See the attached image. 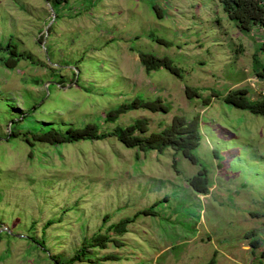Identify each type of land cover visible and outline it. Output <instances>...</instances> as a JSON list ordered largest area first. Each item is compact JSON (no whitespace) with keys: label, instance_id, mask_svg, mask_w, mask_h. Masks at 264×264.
<instances>
[{"label":"rangeland","instance_id":"374dc122","mask_svg":"<svg viewBox=\"0 0 264 264\" xmlns=\"http://www.w3.org/2000/svg\"><path fill=\"white\" fill-rule=\"evenodd\" d=\"M10 38L37 65L0 63V264H52L123 219L131 220L116 236L123 245L95 250L97 258L119 259L99 264L260 263L264 118L218 97L248 89L257 98L251 83L264 60L258 26L242 32L218 0H70L55 10L48 0H0V48ZM140 52L167 57L180 78L163 68L146 73ZM186 86L198 97L188 98ZM135 97H160L169 112L131 110L103 122ZM195 114L197 164L170 148H126L113 136L55 145L30 139L31 146L9 138L86 123L108 133L139 118L159 131L174 115ZM200 170L207 195L188 183Z\"/></svg>","mask_w":264,"mask_h":264},{"label":"trees","instance_id":"16d2710c","mask_svg":"<svg viewBox=\"0 0 264 264\" xmlns=\"http://www.w3.org/2000/svg\"><path fill=\"white\" fill-rule=\"evenodd\" d=\"M222 6L223 12L227 17L236 23L239 30L244 33L250 32L253 26L264 25V9L261 5L262 0H218ZM52 9L65 8L70 0H48ZM58 16V15H57ZM50 29V27H48ZM44 35L39 37V41L43 40ZM162 41V40H158ZM166 43V42H165ZM264 48V44L262 46ZM0 52H4L0 57V63L8 69L16 67L19 61L24 60L30 64L37 65L32 55L19 50V45L16 41L10 38L4 48H0ZM139 62L143 66L146 73L156 71L160 68L166 69L174 76L180 78V71L174 66L167 57H158L151 53H138ZM43 65V64H42ZM46 65V64H45ZM49 67V66H48ZM255 73L259 74V66L254 69ZM185 95L188 98L198 97V92L195 88L185 87ZM248 89H233L226 92L224 95H218L220 99L237 109L247 110L251 114L258 115L264 118V100H251L248 97ZM206 106L209 104L207 99L203 100ZM147 110L152 113H168L169 107L160 97L152 99H144L135 97L129 101L122 102L117 107L108 110L103 118L104 123L115 122L120 115L131 110ZM9 136L13 138L20 137L28 145H33V142L38 141L50 145L78 142L81 140H100L106 136H113L116 140L126 148H136L140 152L155 151L163 152L170 148L175 153H180L184 158L191 163L197 164L198 160L193 154V151L199 146L202 138L200 131V119L197 114L190 119L183 115H174L170 123L159 131H149L148 122L139 118L134 122L125 126H116L111 132L100 133L99 126L96 123H86L82 127L68 126L64 132H59L54 129H49L39 134L30 132L17 133L11 132ZM33 142H31V140ZM175 168V161L173 162ZM190 188L200 194L207 195L210 187L206 173L200 170L197 175L191 177L188 181ZM151 209L143 210L141 213L149 215ZM138 215V213L136 214ZM130 219L119 220L116 223L110 224L106 230L101 233L97 232L91 237H84L81 246L72 256L64 258L63 255H58L56 258H51L52 264H75V263H91L99 264L104 260L117 261L119 258L113 253L97 258L95 250H105L108 243H112L114 247H121L123 243L116 238L126 230ZM53 222L49 220L47 225ZM112 235V236H111ZM114 235V236H113ZM1 238V236H0ZM253 248H257L258 241L254 240L251 243ZM260 257H264V249L260 253ZM207 264H215L214 259H210Z\"/></svg>","mask_w":264,"mask_h":264},{"label":"built area","instance_id":"2783aa9c","mask_svg":"<svg viewBox=\"0 0 264 264\" xmlns=\"http://www.w3.org/2000/svg\"><path fill=\"white\" fill-rule=\"evenodd\" d=\"M261 5L264 9V0H262ZM259 29L264 34V25L260 26ZM253 81L254 83H251V86L256 92V99L264 100V60L262 61V67L259 70V74L255 73ZM259 264H264V257L261 258Z\"/></svg>","mask_w":264,"mask_h":264},{"label":"water","instance_id":"95a60500","mask_svg":"<svg viewBox=\"0 0 264 264\" xmlns=\"http://www.w3.org/2000/svg\"><path fill=\"white\" fill-rule=\"evenodd\" d=\"M51 22H52V21H50V23H51ZM50 23L46 26V29H45V35H46V33H47V29H48ZM44 39H45V36L43 37V40H42V42H41L42 45H43V43H44ZM4 229H6V228H4ZM2 230H3V229L1 228L0 231H2Z\"/></svg>","mask_w":264,"mask_h":264}]
</instances>
